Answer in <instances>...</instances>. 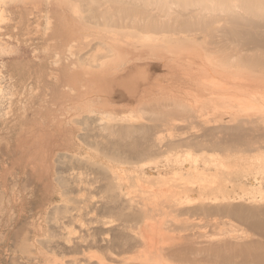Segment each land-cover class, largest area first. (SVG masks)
I'll use <instances>...</instances> for the list:
<instances>
[{"label": "rangeland", "instance_id": "1", "mask_svg": "<svg viewBox=\"0 0 264 264\" xmlns=\"http://www.w3.org/2000/svg\"><path fill=\"white\" fill-rule=\"evenodd\" d=\"M83 1L0 0V264H255L264 256V174L258 173L260 157L255 156L264 158V119L256 133L261 131L259 138L232 136L228 151L233 157L224 174L70 170L68 155L77 147L75 112L99 92L109 96L107 78L97 84L96 77L82 73L87 67L82 56L88 50L85 44L94 30L119 29L105 25L115 16L101 14V20L90 9L87 13ZM110 34L115 36L108 41L127 45L126 49L147 41L129 35L120 42L116 37L121 35ZM56 55L61 65H67L60 67L61 78ZM156 62L167 70L168 63L151 58L148 51L124 55L111 76L126 73L135 64ZM164 77L155 79L154 85L178 79ZM245 80L244 84L249 82ZM260 91L264 93V83ZM135 106L125 111L145 113L148 124L158 116L154 108L136 102ZM101 111L120 113L114 108ZM178 124L176 139L191 135L185 120ZM212 133L219 136V128L213 127ZM183 151L186 168L195 166L192 159L197 156L201 160L197 166L207 162L220 166L209 162L210 155L203 151H193L191 159L185 155L186 146Z\"/></svg>", "mask_w": 264, "mask_h": 264}, {"label": "bare ground", "instance_id": "2", "mask_svg": "<svg viewBox=\"0 0 264 264\" xmlns=\"http://www.w3.org/2000/svg\"><path fill=\"white\" fill-rule=\"evenodd\" d=\"M82 3L84 9L100 14L101 20V14L108 18L115 16L116 20L105 25L119 29L103 28L105 18L98 22L103 29L94 30L93 38L85 44L88 50L82 56L87 67L82 73L96 77L97 84L107 78L109 96L104 98L99 92L89 103L81 105V112L74 110L72 121L76 124L77 147L75 154L68 155L72 163L70 170L79 174H224L232 156L228 151L231 139L236 136L253 140L261 132L257 136L259 122L263 127L264 93L260 87L264 83V67L260 64L264 62V0H84ZM89 20L92 22V18ZM110 33L121 35L116 37L120 42L129 35L137 39L144 37L147 41L140 44L135 41L134 48L126 49L127 45L108 41L109 36H115ZM153 34L158 38H152ZM141 45L148 48L142 50ZM145 51L159 62L166 61L167 70L158 62L151 66L143 63L133 65L126 73L111 76L124 55L141 56ZM56 67L61 78L60 67L67 65H61L59 55ZM166 74L172 79L178 78L175 79L178 82L167 85L168 82L159 81L154 85L155 79L160 80ZM245 79L249 81L246 84ZM259 93H262L260 101ZM135 102L142 108L157 110L158 116L150 119L153 123L144 121L145 113L134 109L130 113L125 111L135 106ZM106 108L120 113H101ZM181 120L192 130L184 140L173 136L181 129L178 124ZM232 123H235V134L231 131ZM213 127L220 131L216 138ZM247 131L253 134H243ZM165 134L171 136L166 135L169 138L165 136V139ZM184 146L188 159L193 158V151H203L213 160L209 162L220 166L211 167L208 162L197 166L201 162L197 156L192 159L195 166L186 168L182 161ZM255 156L260 157L257 171L263 175V154ZM61 161L62 155L58 157V162ZM99 161L107 164L106 167L95 163ZM173 161L174 164H169ZM255 264H264V256L258 257Z\"/></svg>", "mask_w": 264, "mask_h": 264}]
</instances>
